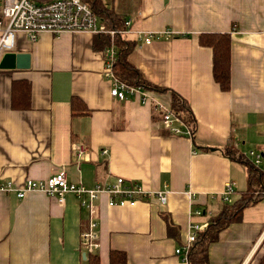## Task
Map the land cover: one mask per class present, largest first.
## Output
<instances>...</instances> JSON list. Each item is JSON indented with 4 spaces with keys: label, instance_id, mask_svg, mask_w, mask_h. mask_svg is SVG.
<instances>
[{
    "label": "crops",
    "instance_id": "0c3cea01",
    "mask_svg": "<svg viewBox=\"0 0 264 264\" xmlns=\"http://www.w3.org/2000/svg\"><path fill=\"white\" fill-rule=\"evenodd\" d=\"M102 2L131 22L126 39L136 43L132 65L148 82L187 101L195 138L163 126L156 106L169 109L168 95L144 90L143 103L110 96L106 50H98L96 35L42 33L30 41L20 33L13 51L28 53L30 68L0 69V183L20 186L61 171L86 188L122 178L150 196L133 207H108L106 196L95 202L98 248L92 255L99 264H109L111 251L124 253L126 264H188L174 254L188 225L207 228L248 189L247 166L220 149L232 142L242 156L259 153L256 168L264 174V0ZM162 31L172 36L150 45L137 41L138 32ZM206 33L231 38L228 92L213 80L212 51L198 44ZM14 82L29 85L28 109H12ZM227 183L233 184L230 203L222 201ZM157 192H166V204L151 196ZM79 200L71 194L62 204L37 192L22 199L0 195V264H88L80 235L89 217ZM164 216L176 237L167 234ZM208 264H264V195L220 232L208 247Z\"/></svg>",
    "mask_w": 264,
    "mask_h": 264
},
{
    "label": "built area",
    "instance_id": "2783aa9c",
    "mask_svg": "<svg viewBox=\"0 0 264 264\" xmlns=\"http://www.w3.org/2000/svg\"><path fill=\"white\" fill-rule=\"evenodd\" d=\"M87 32L93 35H107L111 40V45L105 51V72L111 79L110 96L120 101L127 99V96L139 97L143 103L146 94L140 87L128 86L119 81L112 72V65L115 61L116 50L114 39L116 36L128 37L131 32V22L125 21L122 30L109 29L105 23L96 16L92 10L80 0H55L50 3L37 4L32 0H0V56L13 51L14 40L17 34H25L30 41H35L38 35L48 33L59 36L63 33ZM172 35L168 31L162 32H138L137 41H143L145 45H150L153 38H170ZM162 114V124L175 136H186L191 139L189 128L170 109L162 105L156 106ZM84 147L77 149L78 157H81ZM251 160V163L258 167L261 163V155L253 151L243 155ZM42 193L49 197H55L58 203L62 204L66 195L79 197V206L88 211V230L80 235L82 244L86 252L92 255L98 248L97 235L94 231L96 222L93 221L96 215L95 202L101 196L107 197L108 207H133L138 200L147 198L150 193L142 190L135 184H126L122 178L110 185H95L93 188H86L81 184H72L66 179L65 173L61 171L45 180L34 181L25 180L20 186L11 182L0 183V195L14 193L17 198L22 199L28 193ZM233 193V184L227 183L222 194V201L230 203L229 196ZM162 204H166V192H157L154 195ZM200 215V212H193ZM206 229V225L200 226L193 223L188 225V235L184 243L174 250V254L182 257L187 263L188 253L195 242L196 234Z\"/></svg>",
    "mask_w": 264,
    "mask_h": 264
},
{
    "label": "trees",
    "instance_id": "16d2710c",
    "mask_svg": "<svg viewBox=\"0 0 264 264\" xmlns=\"http://www.w3.org/2000/svg\"><path fill=\"white\" fill-rule=\"evenodd\" d=\"M37 4L50 3L55 0H32ZM85 3L92 12L98 16L109 29L122 30L125 19L118 16L112 9L108 8L102 0H80ZM96 46L98 50L105 51L110 46V38L107 35H96ZM116 50L115 61L112 65L114 76L128 86L140 87L146 92L168 95L170 97V111L177 116L190 130L191 139L195 138L196 120L186 100L163 88L148 82L140 71L132 65L129 60L130 54L136 47V43L124 37L116 36L114 41ZM198 44L201 47L209 48L212 51V76L214 82L222 92L230 90L231 64L230 46L231 38L227 33H206L198 36ZM24 83L14 82L11 90V107L14 110L28 109L30 105V87ZM162 115V114H161ZM162 119V116H161ZM207 150V148H202ZM222 155L230 161L245 164L248 169V189L237 200L231 204H225L220 213L212 218L205 230L196 234L188 256V264H208V247L218 240L222 230L229 225L240 220L242 212L249 206L257 203L264 195V174L238 153L232 142L220 149ZM255 187V188H254ZM167 234L175 236L176 228L172 224L169 216H164ZM88 264H99V259L95 255L88 257ZM109 264H126L125 254L111 251L109 254Z\"/></svg>",
    "mask_w": 264,
    "mask_h": 264
},
{
    "label": "water",
    "instance_id": "95a60500",
    "mask_svg": "<svg viewBox=\"0 0 264 264\" xmlns=\"http://www.w3.org/2000/svg\"><path fill=\"white\" fill-rule=\"evenodd\" d=\"M30 68V55L21 52H7L0 62V69L5 70H27Z\"/></svg>",
    "mask_w": 264,
    "mask_h": 264
}]
</instances>
